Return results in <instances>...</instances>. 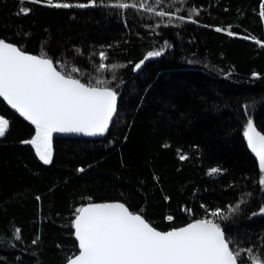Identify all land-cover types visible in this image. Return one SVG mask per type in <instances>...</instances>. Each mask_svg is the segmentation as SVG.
<instances>
[{
    "label": "trees",
    "instance_id": "obj_1",
    "mask_svg": "<svg viewBox=\"0 0 264 264\" xmlns=\"http://www.w3.org/2000/svg\"><path fill=\"white\" fill-rule=\"evenodd\" d=\"M103 2L137 7L0 0V38L52 59L82 83L113 88L119 98L104 138H56L47 165L34 146L22 143L35 126L0 98V116L10 121L0 137V264H66L78 252L76 210L102 201L125 203L161 231L213 219L241 247L264 250V185L258 182L264 173L244 135L248 120L264 134V0H163L159 7L152 0ZM176 15L210 28L211 41L191 39L183 49ZM102 51L108 59L101 60ZM151 51L161 55L146 58ZM167 61L177 66L158 86L140 81L149 67ZM101 63L109 67L100 70ZM213 168L221 171L210 174ZM216 208L229 218L212 217Z\"/></svg>",
    "mask_w": 264,
    "mask_h": 264
},
{
    "label": "snow or ice",
    "instance_id": "obj_2",
    "mask_svg": "<svg viewBox=\"0 0 264 264\" xmlns=\"http://www.w3.org/2000/svg\"><path fill=\"white\" fill-rule=\"evenodd\" d=\"M30 2L39 3L40 0ZM162 2L152 0L157 7ZM46 3L55 8L137 7L128 3L108 5L103 0L77 4L46 0ZM139 7L153 11L151 5L140 4ZM28 11L21 9L23 14ZM192 12L199 15L196 9ZM154 14L164 17L166 12L155 11ZM260 15L264 17V5ZM215 30L222 29L217 27ZM228 35L233 33L229 31ZM99 55L101 60L108 59L103 51ZM159 55L160 51H151L146 58ZM143 63L142 60L135 68L139 69ZM108 67L104 63L99 65L100 70ZM0 97L35 126L32 139L22 143L34 146L39 159L46 165L52 163L53 133L103 135L117 113V92L113 88L81 83L80 79L58 71L52 59L28 54L3 38H0ZM9 124L7 118L0 116V137L6 135ZM244 135L252 152L259 158L261 173H264V134L248 120ZM84 170L77 169L79 172ZM219 171L213 168L210 174ZM258 182L264 185V176ZM241 203L244 201L229 206L228 212H236ZM76 211L73 227L79 252L70 258V264H264V250L241 247L238 241L229 237L222 224L213 219H197L180 228L160 231L151 226L142 212L130 211V206L122 202L93 203ZM259 213L264 214V206ZM210 215L225 221L229 218L220 208L211 211ZM16 232L19 239V229Z\"/></svg>",
    "mask_w": 264,
    "mask_h": 264
},
{
    "label": "rangeland",
    "instance_id": "obj_3",
    "mask_svg": "<svg viewBox=\"0 0 264 264\" xmlns=\"http://www.w3.org/2000/svg\"><path fill=\"white\" fill-rule=\"evenodd\" d=\"M176 17H181L176 15ZM195 21V22H191ZM179 31L177 33L181 47L185 50L189 48V41L196 40L199 45L207 44L211 41L212 30L198 23L193 18H185L181 22L178 21ZM177 65L171 61L161 64H154L147 69L140 81L146 85L158 86L167 74L169 68H174Z\"/></svg>",
    "mask_w": 264,
    "mask_h": 264
},
{
    "label": "water",
    "instance_id": "obj_4",
    "mask_svg": "<svg viewBox=\"0 0 264 264\" xmlns=\"http://www.w3.org/2000/svg\"><path fill=\"white\" fill-rule=\"evenodd\" d=\"M7 42V41H6ZM14 46H17V45H15V44H13ZM18 47V46H17ZM26 53H28V54H31V55H35V54H32V53H29V52H26ZM36 56H39V55H36ZM54 63V62H53ZM144 64V63H143ZM143 64L141 65V67L143 66ZM54 66H55V64H54ZM56 67V66H55ZM140 67V68H141ZM139 68V69H140ZM56 69L58 70V68L56 67ZM136 70H138V69H136ZM59 71V70H58ZM137 72V71H136ZM82 83V82H81ZM1 99H3V97H0ZM4 100V99H3ZM5 101V100H4ZM6 102V101H5ZM7 103V102H6ZM8 104V103H7ZM118 104H119V98H118V96H117V111H118ZM10 108H11V106L10 105H8ZM15 113H17L18 115H20L15 109H13V108H11ZM116 115H117V113L116 114H114V116H113V119H112V122H110V124H109V128H108V130L103 134V135H95V136H88V135H85V134H83V133H53V137H52V140H54V139H56V138H81V139H90V140H99V139H102V138H104L105 137V135L107 134V132L109 131V129H110V127L112 126V124H113V122H114V120H115V117H116ZM21 116V115H20ZM22 117V116H21ZM24 118V117H23ZM25 119V118H24ZM261 134H263V133H261ZM245 141H246V144H247V147H248V150H249V152L252 154V156L257 160V162L259 163V158L256 156V154L254 153V152H252V150H251V148H250V146H249V144H248V142H247V137L245 136ZM106 202H120V201H102V202H92V203H88V204H86V205H84L85 207L86 206H88L89 204H93V203H106ZM123 203V202H122ZM127 206V205H126ZM131 211V210H130ZM78 214V213H77ZM193 222V221H192ZM191 223V222H190ZM189 224V223H188ZM187 225V224H186ZM186 225H184V226H186ZM151 226H153V225H151ZM154 227V226H153ZM183 227V226H182ZM156 228V227H155ZM180 228V227H179ZM157 229V228H156ZM157 230H159V229H157ZM75 231V230H74ZM161 231V230H160ZM77 242H78V240H77ZM78 252H79V249H78ZM78 252L76 253V254H78ZM71 258H74V256L73 257H71ZM66 264H70V259L67 261V263Z\"/></svg>",
    "mask_w": 264,
    "mask_h": 264
}]
</instances>
